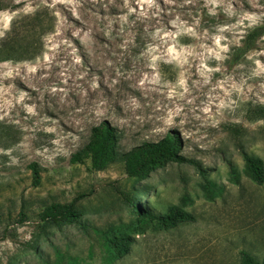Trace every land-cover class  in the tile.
<instances>
[{
	"label": "rangeland",
	"instance_id": "rangeland-1",
	"mask_svg": "<svg viewBox=\"0 0 264 264\" xmlns=\"http://www.w3.org/2000/svg\"><path fill=\"white\" fill-rule=\"evenodd\" d=\"M2 5L0 40L15 22L16 53L31 56L41 37L42 53L0 61V264H242L243 250L264 262V183L249 178L243 156L264 161V36L230 62L264 21V0ZM37 10L43 26L32 19ZM102 121L118 129L120 152L171 131L190 161L144 179L129 177L120 160L101 170L73 163ZM75 198L80 222L47 227L45 243L36 213ZM128 198L156 216L178 209L194 221L164 229L151 219L130 253L109 262L108 235L139 219Z\"/></svg>",
	"mask_w": 264,
	"mask_h": 264
},
{
	"label": "trees",
	"instance_id": "trees-1",
	"mask_svg": "<svg viewBox=\"0 0 264 264\" xmlns=\"http://www.w3.org/2000/svg\"><path fill=\"white\" fill-rule=\"evenodd\" d=\"M3 8L2 0H0V9ZM32 19L36 24L44 25V15L41 10H37ZM35 26L33 29H35ZM18 26L14 22L11 30L0 40V61L24 59H33L42 53L41 38H39L33 46L36 50L29 57L18 55L16 53V44L20 41L18 38ZM41 36L47 31L40 30ZM264 36V21L250 28L242 43L234 46L230 52V62L232 64L240 63L246 56L252 52L258 41ZM38 46V47H36ZM264 113V107H263ZM119 143L118 129L106 121H102L91 130L89 142L77 153L72 156L73 163H85L87 160L91 161V168L93 170H101L105 168L111 161L120 160L124 163L125 171L129 177H137L144 179L152 172L165 167L170 163H186L189 162L185 155L182 154V140L174 132H168L162 139L158 141H145L137 146H134L126 152L117 150ZM245 161V172L249 178L256 184L264 183V161L243 152ZM234 177L237 178L235 172ZM35 177L37 170L35 169ZM78 198L73 199L68 203L54 202L46 204L39 209L37 214L38 226L43 228L42 239L45 243H49L50 239L45 231L47 227L62 228L68 225L78 224L83 217L82 212L77 206ZM128 202L132 211L139 217L138 222L134 225L130 232H115L108 235L107 244L110 250L109 262H115L124 258L131 251L134 243V234L143 233L145 231L144 224L151 219H157L161 222L164 229H171L177 227L179 224L193 222L194 217L185 211L174 209L166 215L156 216L151 213L141 202L133 198H128ZM20 223L23 224L28 215L20 212ZM33 251L37 255H42V249L39 246L33 247ZM242 264H264L249 252L243 250L240 253Z\"/></svg>",
	"mask_w": 264,
	"mask_h": 264
}]
</instances>
